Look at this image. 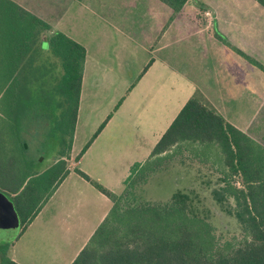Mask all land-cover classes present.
<instances>
[{
  "label": "trees",
  "instance_id": "1",
  "mask_svg": "<svg viewBox=\"0 0 264 264\" xmlns=\"http://www.w3.org/2000/svg\"><path fill=\"white\" fill-rule=\"evenodd\" d=\"M5 1L7 11L0 12V178L10 176L6 144L14 141L31 107L48 116L55 140L71 138L86 54L78 42ZM159 1L176 13L187 0ZM256 1L264 7V0ZM251 62L264 74L263 65ZM211 152L220 163L216 168L208 160ZM59 157L39 176L49 182L47 190L31 175L14 187L21 232L67 175L64 154ZM175 159L209 164L215 173L200 172L197 184L175 189L167 200L147 199L143 187L150 176ZM75 172L105 194L111 207L71 264H264V145L224 119L199 93L185 102L149 158L131 167L120 193ZM0 264H19L8 256L6 244L0 245Z\"/></svg>",
  "mask_w": 264,
  "mask_h": 264
},
{
  "label": "crops",
  "instance_id": "2",
  "mask_svg": "<svg viewBox=\"0 0 264 264\" xmlns=\"http://www.w3.org/2000/svg\"><path fill=\"white\" fill-rule=\"evenodd\" d=\"M8 1L44 21L50 27L51 32L59 31L78 42L86 52L78 110L71 138H67V135L64 138L60 136L54 142L50 143L48 140L49 144H47V139L51 134L50 119L41 109L28 110L21 119L18 134L13 136L14 141L6 144L9 152L5 157L4 164L11 166L10 176L0 178L5 185L3 190L10 196L13 195V189L23 175L41 179V187L44 188L46 182L42 181L39 176L60 159L61 153L64 154L62 158L65 161L66 169L69 170L67 175L43 202L38 213L25 226L24 230L29 228L35 220L40 219L43 233L64 236L66 243L76 241L77 243L70 247L64 263L71 264L111 207L110 199L76 173L75 169L81 170L92 180L114 193H116L114 188L118 185H121L123 189L124 181L131 173V167L138 163L142 164L149 158L154 145L163 134L160 132L167 129L174 119L175 112L184 101L186 102L192 96L191 93L194 90L196 93L199 89V82L202 80L200 79L199 82V79L193 80L184 72L185 66L188 65L183 60H180L181 62L171 61V55L168 56V52H166L169 46L177 40L185 42L188 39L197 42L198 40L204 42L212 40L213 45L215 41L221 42L223 48L217 46L212 51L219 53V57H223L225 60V64H227L225 72L229 71L236 81L239 79L247 86V80L252 81L253 65L251 60L253 58L247 54L245 46L248 40L251 41V38L248 37L246 30L237 28L234 32L242 38L233 39L230 30L217 26L218 15L215 8L205 3L198 5L194 0H187L182 9L176 13L159 0H96L97 3L101 2V7L106 13L99 16L105 24L128 37L134 35L135 32L140 36H145V39L141 38L140 46L145 47L150 44L157 46L155 49L148 47L150 48L149 53L154 50L155 52H164L162 56L159 55L157 60H150L137 81L125 91L118 103L114 104L112 111L107 114L106 111H103L105 117L101 119L102 122L110 113L111 116L100 132L91 140L102 124L97 127L98 119H94V116L101 111L98 108L99 103L95 99L102 95L98 86L103 80L99 81L98 75L100 74L97 72L96 64L89 54L87 45L75 37L78 34L87 35V27L92 26L90 19L83 21L84 28H77L75 21L77 16L68 14L72 8L71 5L81 4V0H64V2L62 0ZM254 1L262 7L256 0ZM139 4L143 8L147 6L146 12L138 9ZM115 5L117 8H114ZM8 6L5 0H0V12L7 11ZM83 7L85 8V6ZM110 7L111 10H109ZM86 8L89 10L88 7ZM91 14L96 16L92 11ZM157 20L159 26H157ZM167 21L165 26L164 22ZM205 34L208 38H202V35ZM182 36H187V40L179 39ZM207 47L211 52L212 46L208 44ZM201 54L203 53L201 52ZM194 65L195 63H191L188 70L191 68L192 73H197L195 68H192ZM247 67H249V72ZM148 75L149 78H147ZM105 76L106 81L110 84L117 81L110 72H105ZM92 78H95L93 88H96L93 90L88 86L91 85ZM146 78L147 80H144ZM144 81L149 85H144ZM176 93L182 95L184 101L177 100L172 107L173 98L177 97ZM144 95L148 99L142 105ZM137 98H140V101H134ZM205 99L224 117V111L215 101ZM105 107H107V103L104 105ZM36 109L37 111H35ZM89 141L90 143H88ZM61 143H63V147ZM45 149L49 153V163L37 171H33L27 166V163H42ZM29 178L25 179L19 191ZM22 237L23 235L19 239ZM10 252L9 257L15 262L31 264L25 255L30 251L24 252L18 249L17 242L12 245Z\"/></svg>",
  "mask_w": 264,
  "mask_h": 264
},
{
  "label": "rangeland",
  "instance_id": "3",
  "mask_svg": "<svg viewBox=\"0 0 264 264\" xmlns=\"http://www.w3.org/2000/svg\"><path fill=\"white\" fill-rule=\"evenodd\" d=\"M194 2H197L198 5L205 3L215 8L218 15L217 26L219 25L221 28L230 30V35L233 39L242 38L234 30H237V28L246 30L248 37L251 38V41L248 40L245 46L247 54L264 66V8L260 7L254 0H194ZM101 5V2L97 3L96 0H81V4H72V8L68 12V14H75L77 16L75 20L77 28L83 27V21L86 19H90L89 21L92 25L87 27V35L78 34L75 37L87 45L89 54L93 57L96 64L97 72L100 74L98 75L99 81L103 80L98 86L100 87L99 92L102 95L98 99H95L99 103L98 108L101 109L99 114L94 116V119H98L97 127L102 123L101 119L105 117L103 111H106V114L112 111L114 104L118 103L119 98L125 91L137 81L150 60H157L159 55L162 56L164 52H155L154 50L149 53L150 48L148 47L155 49L157 46L153 44L145 46L146 48L140 46L142 44L141 38L145 39V36H140L135 32L134 35L132 34V36L128 37L110 25L105 24L99 18L100 15L106 14ZM138 6V9L146 12L147 6L144 8L140 4ZM114 8H117V5ZM109 10H111V7ZM91 11L96 16L91 14ZM109 13L112 12L109 11ZM167 23L168 21L164 22L165 26ZM157 26H159L158 20ZM211 31L213 32L214 29ZM215 33L218 32L215 31ZM175 38L178 39L176 36ZM202 38H208L207 34L202 35ZM179 39L187 40V36H182ZM178 41L180 40L175 41L174 44L172 43L173 45H170L166 52H168V56L171 55L170 59L172 62H181L180 60H183L188 66L191 63H195L192 68H195L197 73H192L190 71L191 68L188 70V66H185L184 72L193 80L197 81L199 79L198 82L200 79L202 80L199 82V91L197 90L196 93H199L203 98L206 95L205 98L215 101L224 111L223 115L227 121L236 125L247 135L264 145V74L252 63V81L247 80V87L239 79L236 81L233 74H230L229 71L226 70L225 72V66L227 65L225 64V60L223 57H219V53L212 51L217 46L223 48L221 42L215 41L214 46L212 40L210 42L200 40L197 42L191 39L185 42ZM208 44L212 46L210 48L211 52H209V48L207 47ZM248 70L249 67H247ZM105 72H110L117 81L112 84L107 82ZM147 78H149V75ZM147 78L144 80H147ZM94 80L95 78H92L90 80L91 85H88L92 90L96 89L93 88ZM145 82L143 83L144 85H149ZM194 93L195 90L191 94L194 95ZM176 94L177 97L173 98L174 104L172 107L176 104L177 100L180 102L184 101L182 95ZM104 96L106 100L103 99ZM139 99H134V101L138 102L140 101ZM147 99L148 97L144 95L142 105L146 103ZM106 103L107 107L104 108ZM184 104L185 101L175 112V115H177ZM32 108L40 109L37 106H33L30 109ZM52 134L48 137L47 144H49L48 140L50 143L55 141ZM8 140L7 142H10V139ZM43 154L44 161L42 163H27V166L32 168L33 171H37L40 167L49 163L48 150L45 149ZM216 158L213 152H211V158L208 159L214 162L215 168L220 164L217 163L218 159ZM176 161L177 159L170 162L161 171L153 172L143 187V192L147 199L167 200L175 189L192 185V183L197 184L200 172L201 174L214 172L209 167V164L202 165L200 162L191 163L188 159H184L183 162ZM5 167L7 168L6 165ZM8 169L11 170V166H8ZM232 180H235V178ZM3 185V180L0 179V220L5 215H11L8 211H10V203L13 204L12 197L2 190ZM49 185V182H46L44 190H47ZM114 189L116 193H120L122 186L118 185ZM202 190L203 194H207L206 189ZM14 209L16 213L15 223L11 234L7 239L4 236L0 238V245L6 244L8 246V256L11 255L10 249L12 245L17 242L18 249L24 252L30 251V253H26L25 255L31 264H64L70 247L77 242L66 243L64 236L54 234L52 236L43 233L40 219L35 220L29 228L25 229L26 231L23 230L25 231L24 233L23 231L21 232L20 214L15 207ZM53 229L55 230V228ZM22 235V239H19Z\"/></svg>",
  "mask_w": 264,
  "mask_h": 264
},
{
  "label": "water",
  "instance_id": "4",
  "mask_svg": "<svg viewBox=\"0 0 264 264\" xmlns=\"http://www.w3.org/2000/svg\"><path fill=\"white\" fill-rule=\"evenodd\" d=\"M10 211H8L11 215H5L0 220V238L4 236V238H9L11 234L12 227L15 223V209L12 203H10ZM8 214V213H7Z\"/></svg>",
  "mask_w": 264,
  "mask_h": 264
},
{
  "label": "built area",
  "instance_id": "5",
  "mask_svg": "<svg viewBox=\"0 0 264 264\" xmlns=\"http://www.w3.org/2000/svg\"><path fill=\"white\" fill-rule=\"evenodd\" d=\"M208 14V13H207Z\"/></svg>",
  "mask_w": 264,
  "mask_h": 264
}]
</instances>
